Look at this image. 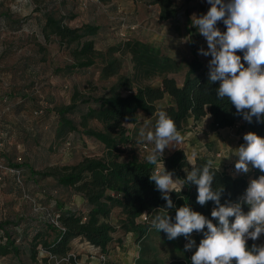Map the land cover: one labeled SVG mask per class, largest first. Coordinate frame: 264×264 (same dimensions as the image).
<instances>
[{
	"label": "trees",
	"instance_id": "trees-1",
	"mask_svg": "<svg viewBox=\"0 0 264 264\" xmlns=\"http://www.w3.org/2000/svg\"><path fill=\"white\" fill-rule=\"evenodd\" d=\"M99 1L104 3L108 0ZM135 1L157 6L158 22L180 21L185 14L175 5V0ZM191 1L185 0L186 3ZM35 14L37 34L45 41L53 37L68 52L72 63L67 69L84 70L100 65V78L113 79L109 88L99 96L74 91L68 104L51 102V109L45 110L48 114H55V138L63 140L72 134L92 139L103 145L105 156L84 157L74 164L42 171H35L27 164L0 159V181L5 175H10L23 195L26 182L36 185L39 180L51 178L57 189L70 190L74 196L83 199L78 207L72 202L57 203L53 219L27 220L25 229L28 231L24 234L12 231L19 223L0 220V260L7 264H74L75 259L69 256L71 241L81 238L99 249L105 258L102 264H111L107 261L108 246L120 229L131 233L138 246L136 264H192L191 257L203 239V232L194 231L189 238L181 235L169 240L166 233L151 227V220L157 214H168L174 223L177 209L187 205L218 224L211 216L216 205L213 201L203 206L197 203V186L186 182L179 193H168L174 207L167 208L163 193L149 179L155 165L136 157L129 160L119 157L120 148L130 143L128 126L137 125L141 115L153 116L158 103L165 99L162 111L175 121L182 135L188 119L196 122L210 115L216 129L234 128L241 124L246 133L255 132L264 137V121L253 117L249 123L227 98L218 99L220 82L209 81V63L199 59L194 52L189 57L176 60L154 44L131 39L102 45V51L97 48L98 27L90 23L71 27L67 21L74 16L67 19L55 2L48 5L42 15L38 11ZM15 28H20L19 22ZM197 30L191 27L190 32L195 36ZM126 60L129 67L123 73ZM24 99L28 98L24 96ZM162 159L166 171L172 172L176 179L186 181L184 169L191 171L192 165L184 151L176 149ZM208 161L212 162L211 167L215 171L213 190L222 189L221 204L239 202L250 182L264 175L251 165L248 173L232 176L210 158L196 157L193 162L202 167ZM114 208L119 210L120 217L115 225L109 222ZM242 210L247 213L248 205L242 204ZM142 214H147L146 221H142ZM189 239L194 240L195 245L186 250ZM156 240H160L169 251L167 261L157 257ZM253 244L264 245V235L255 241H247L249 248ZM41 253L43 255L39 258ZM65 258L67 261H62Z\"/></svg>",
	"mask_w": 264,
	"mask_h": 264
},
{
	"label": "rangeland",
	"instance_id": "rangeland-1",
	"mask_svg": "<svg viewBox=\"0 0 264 264\" xmlns=\"http://www.w3.org/2000/svg\"><path fill=\"white\" fill-rule=\"evenodd\" d=\"M79 1L0 0V159L2 161L27 164L35 171H42L49 167L74 164L84 157L105 156L103 145L92 139L72 134L63 140L55 138L57 125L55 114L45 112L46 109H51V102L58 105L68 104L74 91L99 96L113 82V79L100 78V65L84 70L67 69L72 60L66 49L59 46L53 37L45 41L37 34L36 20L33 19L36 16L35 12L38 11V14L42 15L44 9L55 2L68 19L82 14L80 12L94 4V0H91L88 6L83 8ZM210 7L207 0L200 2L193 0L192 4L179 5V9L185 11L180 22L185 26L186 42L187 33L190 41L192 39L190 29L195 27L194 19L205 15ZM18 22L20 28L16 30L15 26ZM118 22L120 28L124 20ZM67 24L76 27L81 23L75 18L67 21ZM218 28L226 31L222 21L219 22ZM195 36L201 38L202 35L197 30ZM99 44L100 42L97 43V48L104 51V47ZM185 48L189 49L187 46ZM128 67L126 60L122 72H127ZM24 96L28 99H24ZM165 105L164 101L159 102L153 118L147 121L148 117L141 115L140 120H144L143 123L128 126L130 143L120 148L122 150L119 157L122 160L133 157L146 160L154 149V144L147 142L140 133L154 132L158 114ZM93 125L99 127L97 124ZM230 129L232 130H225L219 134L224 144L220 150L214 151L210 159L216 165L219 162L220 167L230 175L238 176L244 173L236 172L235 163L238 157L231 154L235 149L233 147L245 142L243 136L246 131L241 124ZM207 134L208 132H205L202 136L199 133L193 141L198 142L197 145H202L199 140L204 139ZM226 141L228 146L225 145ZM142 146H146L147 150H143ZM179 147L181 144L166 148L163 157ZM187 154L189 155L190 151H187ZM25 190L23 195L13 184L10 175H5L3 181H0V220L19 223L12 230L18 234L28 231L25 229L27 220L53 219L57 211V203L71 204L77 201L70 190L57 189L51 178L39 180L36 185L26 182ZM116 218L118 221V215ZM114 242L115 244L111 243L108 246L111 260H116L117 264H136L138 246L134 245L133 241L127 246H118L117 241ZM154 247L157 257L167 261L169 251L162 242L156 240ZM70 254L75 259L74 264H99L102 261L99 249L90 246L84 240L76 243ZM42 255L41 253L39 258ZM0 264L7 263L0 260Z\"/></svg>",
	"mask_w": 264,
	"mask_h": 264
},
{
	"label": "clouds",
	"instance_id": "clouds-1",
	"mask_svg": "<svg viewBox=\"0 0 264 264\" xmlns=\"http://www.w3.org/2000/svg\"><path fill=\"white\" fill-rule=\"evenodd\" d=\"M207 2L211 7L193 23L207 41L208 50L200 49V54L211 56L209 81L220 82L218 99L227 98L244 120L250 123L256 117L264 121V0ZM221 21L226 31L217 27ZM238 52H242L243 57ZM140 135L154 144L146 158L156 166L149 179L163 193L166 207H174L168 193H179L186 182H191L197 186V203L201 206L208 201L215 203L211 216L218 221L214 224L185 205L177 209L174 223L168 214H157L151 220V227L166 233L169 240L181 235L189 238L194 231L203 232V239L191 257L192 264H264V245L247 246L249 239L255 241L264 235V175L250 182L239 202L221 204L222 189L212 187L215 171L211 161L202 167L189 161L192 168L191 171L184 169L186 181L174 179L173 173L166 171L162 159L164 150L182 144L184 136L165 111L159 112L154 132L141 131ZM243 140L245 143L231 154L238 157L236 172L248 173L250 165L264 172V137L248 132ZM242 204L248 205L247 213L242 210ZM142 215L147 217V214ZM194 245L195 241L189 239L185 248L191 249Z\"/></svg>",
	"mask_w": 264,
	"mask_h": 264
},
{
	"label": "crops",
	"instance_id": "crops-1",
	"mask_svg": "<svg viewBox=\"0 0 264 264\" xmlns=\"http://www.w3.org/2000/svg\"><path fill=\"white\" fill-rule=\"evenodd\" d=\"M194 1L200 2L202 0ZM180 4L189 5L192 4V1L186 3L185 0H175V5L177 7H179ZM80 13L82 14L74 16L73 19L75 20L76 18L81 24L90 23L97 26L98 40L103 46L113 45L116 42L122 41L118 34L123 29L118 27V20L123 19L124 22L122 25L125 26V28L135 27V30H124L128 39L140 40L146 43L154 44L155 46L160 47L165 54L176 60L189 57L192 55V52H194L199 59L205 61L206 63H209L211 60L210 55L204 56L200 54V49H203L204 51L208 50L206 39H204L203 36L198 38L191 35L192 39L190 41V36L187 33L186 42V35H184L185 26L182 22H158L159 10L157 6H149L143 2L135 0H108L104 3L99 0H94L93 6ZM157 31L160 32L158 33ZM189 44H191L190 48ZM185 46L189 49L186 50ZM166 101L167 100L165 99L164 102L166 103ZM153 116H147V121L153 118ZM143 121L144 120H140L138 124L143 123ZM225 130L228 131L232 129H216L212 124V118L210 115H206L200 121L196 122L192 119H188L185 123V130L183 133L184 141L178 149L186 153L188 161H194L196 157L212 158L214 151L220 150L222 144H224V142L220 140L219 134ZM205 132H208V134L204 139L200 138L199 140V143L202 145H197L198 142L193 141V139H196L195 136H198L199 133L203 136ZM244 143L245 142L241 144ZM212 145H214L213 148ZM225 145H227V141ZM238 147L233 148L237 149ZM195 148L197 150H194ZM187 151H190L189 155L187 154ZM217 165L220 166L219 162ZM173 178L176 179L174 176ZM74 199L77 200L72 203L74 206L78 207L82 205L83 199L80 196H75ZM118 214L119 210L114 208L109 218V222L111 224H116V216ZM118 219H120V217ZM112 238V244H115L114 241L116 240L118 246H127L130 241H133L134 245H136L131 233L129 232L125 233L121 230H117ZM80 240L81 238H76L71 241L72 250L74 245L79 243ZM116 250H118V247H116ZM107 261L111 264H117L116 260H111L109 255L107 256Z\"/></svg>",
	"mask_w": 264,
	"mask_h": 264
},
{
	"label": "built area",
	"instance_id": "built-area-1",
	"mask_svg": "<svg viewBox=\"0 0 264 264\" xmlns=\"http://www.w3.org/2000/svg\"><path fill=\"white\" fill-rule=\"evenodd\" d=\"M90 1L91 0H80L79 3H80V6L81 7L86 8L88 6V4H89ZM121 27L123 28V30L121 32H119V34H118L119 38L122 39V41L129 40L128 37H127V35H126V33L124 32V30H127V29L128 30H135V27L125 28V26H123V25ZM238 55H241V57H243V53L242 52H240ZM242 62H243V60H242ZM245 65H246V63H245ZM142 149L143 150H147V147L146 146H142ZM155 167H154V170H155ZM141 219H142V221H146V217L144 215L141 216ZM52 222L57 226V223L56 222H54V221H52ZM69 256H72L73 257L72 254H69ZM101 259H102V261L99 264H102L104 262V260H105V258L103 256L101 257ZM62 261H67V259L66 258L65 259H62Z\"/></svg>",
	"mask_w": 264,
	"mask_h": 264
}]
</instances>
